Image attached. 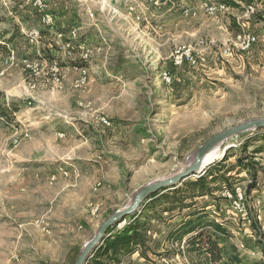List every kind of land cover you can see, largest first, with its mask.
<instances>
[{
    "label": "rangeland",
    "instance_id": "rangeland-1",
    "mask_svg": "<svg viewBox=\"0 0 264 264\" xmlns=\"http://www.w3.org/2000/svg\"><path fill=\"white\" fill-rule=\"evenodd\" d=\"M37 1L14 5L31 12L33 25L43 14L52 16L63 37L53 36V52L45 51L59 72L50 71L48 57L38 59L39 41L15 45L17 61L0 77V108H20L14 123L0 118V264H73L98 226L131 204L141 187L177 174L213 135L264 119V22L256 17L264 0L248 4L253 13L246 12L245 2L231 0L238 6L226 4V11L214 15L201 4L222 0H43L42 10ZM58 23L66 27L57 28ZM71 28L76 37L66 46ZM244 36L256 42L244 48ZM23 59L34 68L25 69ZM78 62L84 66L73 67ZM238 161L257 163L251 165L255 176L252 169L237 168L229 174L231 188L191 203L182 192L184 183L197 177L189 178L143 202L140 215H150L154 204L161 216L142 222L158 233L177 211L221 219L227 227L234 218L236 230L231 228L239 235L232 233L229 241L238 245L242 264H264V220L258 238L226 196L240 188L248 217L259 222L264 131L226 141L208 170ZM174 196L173 206H190L164 213ZM207 205L213 207L203 210ZM156 242L146 246L144 261L133 264H160L151 252ZM174 249L162 264L179 263Z\"/></svg>",
    "mask_w": 264,
    "mask_h": 264
},
{
    "label": "trees",
    "instance_id": "trees-1",
    "mask_svg": "<svg viewBox=\"0 0 264 264\" xmlns=\"http://www.w3.org/2000/svg\"><path fill=\"white\" fill-rule=\"evenodd\" d=\"M228 6L238 5L233 3L231 0H222ZM245 2L247 7L249 3H253L252 0H240ZM254 7V6H253ZM257 21L264 22V11L256 14ZM50 34V35H49ZM47 34L48 38L52 40L54 34ZM52 35V36H51ZM55 37V36H54ZM1 40V37H0ZM9 41V40H8ZM1 42V41H0ZM7 43V41H3ZM5 51V45L0 43V51ZM84 66L82 64H76V67ZM0 96L2 94L0 93ZM19 111L18 105H10L8 108H0V118L6 123H14V113ZM247 149V143H244L242 151L245 152ZM258 149L255 152H259ZM256 165L257 163H242L238 161L237 165L226 169L225 165L219 164L210 168L202 176L197 177L195 180H188L184 183L186 190H182L183 194L186 196L185 200H192L201 197H213L215 191L221 190L223 187L229 189L231 188V181L233 176L229 175L230 172L236 170L237 168H242L248 172L252 169V176H255L257 169L251 165ZM251 187V186H250ZM179 192V190H176ZM158 194V193H157ZM157 194L151 196L155 197ZM167 199V195L163 196L161 199ZM176 197L174 196L170 202H168L170 207L163 209V212H172L175 208H186L190 205L188 203L182 204L181 206H173V202H176ZM214 198V197H213ZM156 198H154L155 200ZM158 199V200H157ZM154 203H159L160 198L157 197ZM151 202V201H150ZM172 202V203H171ZM151 205V204H150ZM149 205V206H150ZM154 204L150 208L152 212L150 215L136 213L129 219L125 220L124 226L122 228L114 231L115 226L109 230L112 233L108 238L105 239L103 245L95 252L93 257L89 260L87 264H122V258L128 257L138 251L139 248H144L146 243V232L148 230V223L142 222L141 218L144 217L147 220L158 219L161 213L154 210ZM146 209L150 210V209ZM145 211V208L141 210ZM250 221L251 228L255 231L258 238L262 236L260 233L259 222L256 218L248 217ZM198 221V223H197ZM196 223V224H195ZM189 235L185 245L187 247L186 251L193 255L199 256V262L197 264H242V259L240 253L238 252L236 246L230 243L229 239L231 233L223 222L207 221L206 217L194 214L191 216L189 221H186L176 235L171 236L172 240L180 242L183 237ZM170 239V237H169ZM260 244V243H259ZM142 255V253H140ZM206 257V261L202 258Z\"/></svg>",
    "mask_w": 264,
    "mask_h": 264
},
{
    "label": "crops",
    "instance_id": "crops-1",
    "mask_svg": "<svg viewBox=\"0 0 264 264\" xmlns=\"http://www.w3.org/2000/svg\"><path fill=\"white\" fill-rule=\"evenodd\" d=\"M14 1L15 0H7V1L6 0H0V4H1L0 5V37H1L0 43L2 45H5V49H6L5 51L1 50L0 53H4L5 54L4 56H6L9 51H14L13 49L15 48V45H18L21 48H26V46H33L34 44H31L29 42V40L26 37V34L29 33L31 30L38 29L40 31V38L37 42L41 41L42 44H41V47L37 48L35 52L39 56L38 59H43V57L47 58L48 55H46L47 53L45 51V48L47 50H50L51 53L53 52V49L51 46V44H52L51 40L47 37L48 36L47 34H49L50 32L47 31L46 29H44L40 25L39 20L37 21V23L35 25H33L31 22V20L33 18L31 15V12L27 13L26 9H23L22 11H20L14 5ZM7 4L9 5L10 8L7 7ZM2 5L6 6V7H2ZM63 18L65 19V16H63ZM59 22H60V20H59ZM29 24H30V27L27 30L26 26ZM56 27L61 28V27H66V26L62 25V23L61 24L58 23V25ZM59 31H64V30L59 29ZM3 41H7V43H5ZM40 52H42L41 53V54H43L42 56H40ZM14 53H15V51H14ZM47 59L49 60V62L53 61L49 57ZM49 64L50 63H48V65ZM76 64L80 65L82 63L81 62L73 63V67H76ZM1 99H2V97H0V100ZM2 108H7V107L3 104ZM19 110H20V108H19ZM16 113H14V116H16ZM212 207H213L212 205H207L203 210H208L209 208L211 209ZM256 208H257V211H256L257 212V218L259 219V223L262 224V220H264V203L262 202L261 205L259 203V205ZM205 212H202V213H205ZM207 212H209V211H207ZM190 218H191V216L185 217L182 215L181 212L177 211L172 215V217L170 219H168L166 221V223H162L161 226L157 228V229H160V231L158 233H156V231H154L155 229L153 230V228L148 226V230H147L146 236H145V238H146L145 247L139 248L138 251L135 252L134 254H132L128 257L122 258V264H126V263H124V260L127 258L128 259L131 258V260H132L131 264H133V262L137 258H139L140 261H144V259H142V257L146 258L145 257L146 246L149 244L150 241H153V240H157V242H156L155 247L153 249H151V252L153 253L154 258H160L162 260V261H157L160 264H162L161 262L166 263V261L164 260L165 259L164 257L169 256L167 253L169 252V250H172V248H175L174 249L175 251H173V252L176 253L175 259L179 260L178 264H182L181 262H184L185 264H197L198 262H196L193 259V257L191 256V254H189L186 251L187 247L185 245V242H186L187 238L189 237V235H186L185 237H183V239L180 242L174 241L171 238V236L176 235L178 233V231L180 230L182 225L186 221H189ZM234 220H235L234 218L233 219L231 218L230 222H229L228 229H229L231 234L234 233L233 229L236 230V227H234V225H233V224H235ZM214 222L220 223L222 221H221V219L219 221L218 219L214 218ZM197 223H198V221H197ZM235 235H239V233H236ZM169 237H170V239H169ZM235 246H236V248H239L237 244H235ZM164 252H165V254L161 255ZM140 253H142V255H140ZM250 253H252V252H250ZM147 256H148V258L151 257V255H147ZM240 256H242L241 253H240ZM202 259L206 261V257H204ZM151 260H153V259H151ZM127 264H130V263H127ZM145 264H147V263H145Z\"/></svg>",
    "mask_w": 264,
    "mask_h": 264
},
{
    "label": "water",
    "instance_id": "water-1",
    "mask_svg": "<svg viewBox=\"0 0 264 264\" xmlns=\"http://www.w3.org/2000/svg\"><path fill=\"white\" fill-rule=\"evenodd\" d=\"M249 131H264V119L250 120L213 135L196 150L193 161L177 174L141 187L135 194L131 204L115 211L98 226L92 238L83 245L73 264H87L95 252L103 245L105 239L112 234L109 233L112 227L123 223L141 211L140 205L149 201L151 196L165 190H172L189 178L204 175L210 166L206 165L204 161L212 150L217 147L221 148L226 141Z\"/></svg>",
    "mask_w": 264,
    "mask_h": 264
},
{
    "label": "built area",
    "instance_id": "built-area-1",
    "mask_svg": "<svg viewBox=\"0 0 264 264\" xmlns=\"http://www.w3.org/2000/svg\"><path fill=\"white\" fill-rule=\"evenodd\" d=\"M150 4H155L157 0H144ZM35 5L39 9H43V0H38ZM201 7L204 9V11L208 15H214L217 12H223L227 10V5L226 3H217V4H210L208 2H203L201 4ZM247 13H253V7L250 6L247 8ZM40 25L49 31L50 33L54 34L57 38H62L63 33L56 31L55 25L53 23L52 16L49 14H43L40 17L39 20ZM77 29L71 28L70 31L68 32V41L66 42V46H69L70 40L76 37ZM27 39L29 40L30 43H36L39 38H40V31L38 29L31 30L29 33L26 34ZM256 42V38L253 36H244L243 39V45L244 48L251 47L254 43ZM16 55L14 51H9L6 56H0V77L5 75V72L7 68L12 67L16 63ZM20 64L27 70H32L34 65L30 63L27 59H23L20 61ZM44 66H46V63H44ZM50 71L54 72L55 74H58L59 72V67L57 65L56 61L50 62L48 65ZM99 123V120L96 119V124ZM59 172H62L63 174H66V171L64 170L63 167L59 168ZM227 198L230 200L232 210L235 215H239L243 221H248V209L244 204V198H243V193L240 188L234 189L233 192H230L226 194ZM119 225V224H118Z\"/></svg>",
    "mask_w": 264,
    "mask_h": 264
},
{
    "label": "bare ground",
    "instance_id": "bare-ground-1",
    "mask_svg": "<svg viewBox=\"0 0 264 264\" xmlns=\"http://www.w3.org/2000/svg\"><path fill=\"white\" fill-rule=\"evenodd\" d=\"M220 149L219 147H217L216 149L212 150L205 158V164L206 165H211L213 162H215V160L218 158L219 156V152H220ZM125 224V221L121 224H119L118 227H121Z\"/></svg>",
    "mask_w": 264,
    "mask_h": 264
}]
</instances>
